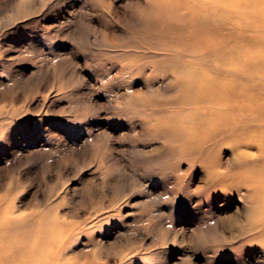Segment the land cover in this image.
Returning <instances> with one entry per match:
<instances>
[{"label":"rangeland","instance_id":"1","mask_svg":"<svg viewBox=\"0 0 264 264\" xmlns=\"http://www.w3.org/2000/svg\"><path fill=\"white\" fill-rule=\"evenodd\" d=\"M167 1L0 0V264H264V4L232 73Z\"/></svg>","mask_w":264,"mask_h":264},{"label":"bare ground","instance_id":"2","mask_svg":"<svg viewBox=\"0 0 264 264\" xmlns=\"http://www.w3.org/2000/svg\"><path fill=\"white\" fill-rule=\"evenodd\" d=\"M166 2L164 3L165 6ZM264 0H194L192 2H184V0H169L167 1V6L171 10L176 11V6L179 7L180 10L186 9L188 11V16H191L193 27H189L191 32H185L192 36L193 38H203L210 39L205 40L207 44V48L205 50V53L212 52L216 55H219L224 57H227L226 53L229 52L231 56H233L234 62L232 67V73H234L235 68H239L241 70L247 71V69L251 65V60L249 58V55H251V50L247 48V42L248 38L246 35L247 32H250V29L254 28L253 25L254 22L251 19L254 16H257L259 14V20L262 22V9ZM261 9V11H260ZM257 11V12H256ZM261 12V15H260ZM187 20V19H185ZM227 23L228 25L231 24L238 30H241V34L236 35L237 38H235V43H242L241 46L243 47H236L233 49H230L229 51H224L223 46L229 45V41H220L219 39H222L224 37V30L225 26L223 23ZM213 23H218V25H214ZM256 27V26H255ZM258 27V26H257ZM209 29V30H207ZM231 33H233L232 28H230ZM246 32V33H245ZM234 33H240V32H234ZM221 43H224L222 46ZM254 50V49H253ZM262 53V52H261ZM240 57V58H239ZM232 58V57H231ZM188 74L186 75V78L191 79L194 82H206L205 86L210 84L211 87L218 88L217 97L221 98L225 95V91H223V85L225 82L223 80L216 79L215 81L212 78H208L206 74L203 72L200 73L196 70H193L192 67H188ZM198 85V84H196ZM197 88V87H196ZM210 89V88H209ZM208 88L205 89L204 87L200 86L198 90L202 93H198V90L196 89L197 100L201 104L204 102V104L207 103L208 100L206 99V96L209 95ZM207 91V92H206ZM221 91V92H220ZM207 93L204 95V93ZM236 96V95H235ZM248 100V99H247ZM250 102V101H249ZM237 102L233 101V106H228L225 104H221L220 106L215 108V110H212L210 112V116L217 115L218 118H221L222 115L229 116L227 118L230 119L228 122H224L222 119H217L215 124V130L220 131L221 133H228L230 130H237L239 128H242V132L244 134L248 133V126L246 125L242 126L240 125L239 121L237 122L234 120V114L237 113V111L240 113V111L237 109ZM217 110V111H216ZM206 112V111H204ZM213 119V118H212ZM198 121V120H197ZM186 130V129H185ZM193 131V130H192ZM220 142V141H219ZM222 142V141H221ZM243 160V158H242ZM244 165V163H242Z\"/></svg>","mask_w":264,"mask_h":264}]
</instances>
